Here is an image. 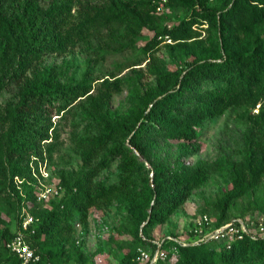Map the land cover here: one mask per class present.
I'll list each match as a JSON object with an SVG mask.
<instances>
[{
	"label": "trees",
	"instance_id": "obj_1",
	"mask_svg": "<svg viewBox=\"0 0 264 264\" xmlns=\"http://www.w3.org/2000/svg\"><path fill=\"white\" fill-rule=\"evenodd\" d=\"M164 1L183 17L163 20L157 10ZM99 28L109 30L119 53L137 50L144 30L153 35L139 48L141 55L105 77H96L89 65L70 79L68 60L49 61L89 43ZM162 47L175 67H164L155 56ZM126 70L134 76L119 77ZM125 86L128 106L115 110L113 97ZM10 87L14 96L0 101V264H22L8 248L19 232L39 256L30 264H63L78 226H89L90 210L108 209L117 199L126 210L119 232L131 237L122 264H139V249H157L151 231L168 223L214 175L225 188L199 215H208L215 229L235 219L264 228V0H0V99ZM76 108L81 131L73 142L82 165L58 172L62 197L43 201L44 208L34 172L39 160L53 161L61 145L58 123ZM239 110L244 128L237 154L194 165L141 161L160 140L181 143L184 157H194L206 126ZM116 161L117 182L97 181ZM245 199L248 214L235 215ZM24 208L35 219L27 230ZM4 217L15 221V231ZM188 236L192 241L193 233ZM174 244L178 257L159 264H264V235H245L231 248L167 240L162 248Z\"/></svg>",
	"mask_w": 264,
	"mask_h": 264
},
{
	"label": "rangeland",
	"instance_id": "obj_2",
	"mask_svg": "<svg viewBox=\"0 0 264 264\" xmlns=\"http://www.w3.org/2000/svg\"><path fill=\"white\" fill-rule=\"evenodd\" d=\"M91 1L100 2L104 0ZM157 13L163 20L166 19V22H168V20L176 21L184 15L180 10L168 8L165 5V1L160 4ZM114 30H117L118 34H121L123 33V26L114 25ZM152 35L153 34L148 30H144L143 36L145 39L139 42L137 50H127L119 53L116 45L112 41L109 30L107 28H99L89 43L77 45L67 57L50 59L49 61L62 63L64 59L68 60L69 69L67 72V78L70 79H72L75 74L77 77L80 76L89 65H94L96 77H105L116 72L119 64L135 59L137 56L141 55V49L139 48L142 47ZM166 43H171V41L169 40ZM103 49L108 52L103 54ZM155 56L164 63V67H175L171 62L165 47L160 48ZM149 58L150 56H148L147 62L149 61ZM146 63H143L139 68L145 67ZM131 76H134V73L129 70H126L119 75V77L123 78ZM14 93V87H10L1 96V103H5L7 100L11 99L14 96ZM128 94L129 88L128 86H125L121 93L113 97L111 102L112 108L115 110H125L128 106L126 102ZM242 113L241 110L230 111L219 120L209 123L200 138V151L194 157H184L185 150L181 143L160 140L159 147L152 149L148 156L147 154L141 156V161H150V158L160 159L172 166L177 165L179 162L187 165H194L198 161L211 163L226 154L235 155L239 150L241 133L244 128L240 117ZM79 119L80 110L78 108L73 110L71 114L66 115L61 121L54 119L56 122L60 121L58 124L60 125L61 131V145L59 151L54 155L53 161H49L46 157L44 160L38 161V172H35L37 176L34 175L37 182L33 184V188L38 191L39 194L41 193V190L44 189L40 182L54 192V190L59 187V171L77 170L82 165L73 142L74 134L81 131V128L76 126ZM118 164L119 161H116L112 166L101 172L97 181L116 183L118 180ZM34 169L35 164L33 165V171ZM224 188V181L219 176H212L206 185L192 192L191 197L186 204L171 217L168 223L163 226L155 227L151 231V234L157 241H161L170 233H176L179 235L180 239L188 242V235L192 221L198 217L208 202L217 199L220 191ZM53 192L51 197L54 195ZM62 194L63 193H60L54 199L50 198L47 203H50L51 200L60 199ZM256 195H263L262 189L258 190ZM38 202L42 203L43 201L39 200L38 197ZM247 202L248 199L239 200L237 210H234V214L237 215L243 212L248 214L245 210ZM42 204L43 207L46 208L45 204ZM27 214L31 216L28 212V208H24L22 210V215L27 217ZM93 214H98L103 218L105 225L109 228V236L93 234L92 231L94 229L92 226L93 223L91 222H89L87 228H84L83 233L80 231L81 229L78 228L76 235L77 239H75L74 246L68 245L65 248L66 253L64 255L63 264H122V259L127 253L124 242L131 240V237L128 234L119 232L126 217V210L122 201L118 199L115 200L113 205L108 209L92 208L90 210L89 219H92ZM4 219L11 223V229L15 231V221L9 217H4ZM78 240L80 241L79 244H77ZM98 260H100L99 263Z\"/></svg>",
	"mask_w": 264,
	"mask_h": 264
},
{
	"label": "built area",
	"instance_id": "obj_3",
	"mask_svg": "<svg viewBox=\"0 0 264 264\" xmlns=\"http://www.w3.org/2000/svg\"><path fill=\"white\" fill-rule=\"evenodd\" d=\"M34 175L37 176L36 174ZM40 184L44 189H42L41 193L39 194V200L49 201L50 198L54 199L61 193V188H57L53 192L41 182ZM52 192L54 194L53 197H51ZM34 220L35 219L32 216L27 214V217L23 222V229L27 230L28 226L34 223ZM89 221L93 223V234H99V236H109V228L105 225V222L100 215L93 214L92 219H89ZM211 224L212 220L208 215H200L193 220V228L190 229V232H192L194 235L192 241L190 240L189 236L188 242H185L180 238H173L171 236L165 237L161 241L156 240L153 243L157 245V249L155 251L139 249L137 261L139 264H159L161 261L168 263L173 262L179 255L178 246L174 244L170 245L169 249H163L162 247L166 240L170 243H176L183 247L215 241L224 243L228 248H231V243L235 242L236 240L243 239L245 235H250L252 238L264 235V228H261L259 231L250 229L248 225L241 219H235L230 223L216 229L212 228ZM78 228H80V231L83 233L84 228L81 226H78ZM26 238H28L26 233L19 232L14 241L8 244V248H10L14 253L18 254L22 264H30L31 262L39 261V256L36 255L31 249L30 245L26 241ZM79 243L80 241L78 240L77 244ZM99 262L100 260H98V263Z\"/></svg>",
	"mask_w": 264,
	"mask_h": 264
}]
</instances>
